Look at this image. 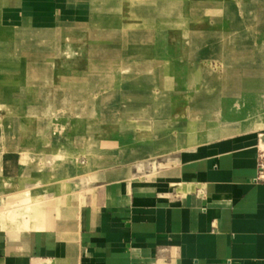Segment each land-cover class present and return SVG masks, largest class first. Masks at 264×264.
Wrapping results in <instances>:
<instances>
[{
	"label": "rangeland",
	"instance_id": "374dc122",
	"mask_svg": "<svg viewBox=\"0 0 264 264\" xmlns=\"http://www.w3.org/2000/svg\"><path fill=\"white\" fill-rule=\"evenodd\" d=\"M17 2L0 0V207L129 146L264 134V0H34L29 19Z\"/></svg>",
	"mask_w": 264,
	"mask_h": 264
},
{
	"label": "crops",
	"instance_id": "0c3cea01",
	"mask_svg": "<svg viewBox=\"0 0 264 264\" xmlns=\"http://www.w3.org/2000/svg\"><path fill=\"white\" fill-rule=\"evenodd\" d=\"M11 7L29 19L37 6ZM256 141L144 143L90 171L25 177L17 204L0 207V264H264Z\"/></svg>",
	"mask_w": 264,
	"mask_h": 264
},
{
	"label": "built area",
	"instance_id": "2783aa9c",
	"mask_svg": "<svg viewBox=\"0 0 264 264\" xmlns=\"http://www.w3.org/2000/svg\"><path fill=\"white\" fill-rule=\"evenodd\" d=\"M255 180L264 183V134H259L256 141Z\"/></svg>",
	"mask_w": 264,
	"mask_h": 264
}]
</instances>
